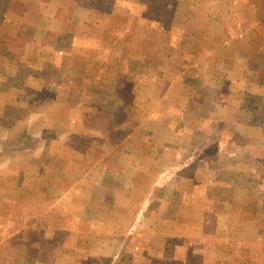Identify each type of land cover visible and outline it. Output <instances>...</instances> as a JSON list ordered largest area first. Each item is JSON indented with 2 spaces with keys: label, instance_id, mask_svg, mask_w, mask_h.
I'll return each mask as SVG.
<instances>
[{
  "label": "rangeland",
  "instance_id": "rangeland-1",
  "mask_svg": "<svg viewBox=\"0 0 264 264\" xmlns=\"http://www.w3.org/2000/svg\"><path fill=\"white\" fill-rule=\"evenodd\" d=\"M137 1L142 4L138 13H143L150 24L159 21L162 24L159 29L151 28L147 37L143 24L134 22L131 35L123 41L130 54L128 60L133 58L134 71L129 78L139 80L144 75L148 78L159 75L167 82L182 81L179 93L178 89H172L170 96L159 105L169 117L166 126L135 119L132 128L129 123L126 129L123 121L99 120L101 137L70 139L71 168L64 175L52 177H67L71 185L77 178L83 180L80 177L83 172V189L79 198L69 200L68 208L86 209L87 217L99 222L117 215L118 219H123L125 227L144 207L157 212L162 204L173 211V204L167 206L172 201L171 191L184 193L178 205L179 239L166 240V257L171 260L165 264H264V97L241 95L236 90L224 93L221 81L227 76L240 75L238 61L246 62L254 76L263 72L264 81V0ZM195 2L199 6L191 10L197 15L191 19L184 16L190 3ZM203 3H209L212 8H205ZM174 6L179 7L174 9ZM177 30L181 37L175 42L171 33ZM121 67L125 68L117 65L119 70ZM120 75L123 77L124 73ZM20 90L28 97H47L45 90L38 94L40 88ZM137 90L141 98L143 91ZM130 106L129 103L124 108L130 111ZM132 108L135 116H141L149 107L145 102L136 101ZM23 112H27L26 108ZM6 114L15 113L8 108ZM66 122L68 126L70 121ZM108 122L115 127L110 130ZM178 122L196 132L195 137L175 139L172 131ZM126 133L133 137L130 144L134 150L129 152L121 146ZM24 137L12 140L11 147H28L29 140ZM164 140L182 143L180 151L174 156V151L163 149ZM227 144L228 150L219 151ZM102 146L119 148L107 154L94 151V147ZM79 149L85 150L89 158H97L99 154L123 165L112 175L119 180L109 176L100 188L97 183L102 169L87 173L88 168L73 166L79 157L76 155L83 154ZM174 160L191 163L181 169L179 166L183 163L175 165ZM126 161L132 163L133 168L126 167ZM137 163L145 177H140L135 190L122 191L130 197L128 200L116 201L114 192L103 187L119 190V181H125L131 170L137 168ZM171 166H176V170ZM162 170L169 171L168 176L174 171L177 181L173 178V182L167 184L152 183ZM2 184L0 177V187ZM121 185L125 187L124 183ZM27 218L26 225H21L26 217L16 212L12 203H0V264H35L37 260L44 261L42 264H81L83 260H88L86 264H110L104 258H90L93 253H103L105 247L101 244L95 247L92 240L77 239L71 232H47L41 229L43 218H34V221ZM34 226L39 231L34 230ZM51 237L53 241L48 242ZM140 242L135 238L128 246L119 248L118 254L128 258L132 254L136 264H151L148 257L156 258L158 252H148ZM66 259L69 262L63 263Z\"/></svg>",
  "mask_w": 264,
  "mask_h": 264
},
{
  "label": "crops",
  "instance_id": "crops-1",
  "mask_svg": "<svg viewBox=\"0 0 264 264\" xmlns=\"http://www.w3.org/2000/svg\"><path fill=\"white\" fill-rule=\"evenodd\" d=\"M203 4L205 8H212L209 3ZM141 6L137 0H0V177L3 183L0 203H12L14 210L26 217L21 225H26L27 217L30 221L43 218L41 229L47 232H71L77 239L92 240L95 247L101 244V247H105L103 253H93L95 255L90 258H104L110 264H119L118 261L136 264L133 263L136 258L132 254L129 258L118 254L119 248L128 246L135 238L148 252H158L156 258L148 257L149 263L165 264V261L171 260L166 257V240L179 239L178 205L185 194L174 189L170 195V201L174 202L167 205L173 204V211L162 204L157 212H150V208L144 207L125 227L123 219H118L117 215L114 219L99 222L88 218L86 209L68 208L69 200L79 198L83 189V172L80 176L83 180L77 178L71 185L67 177L53 178L52 175H64L71 168L70 139L101 137L99 120L123 121L126 129L129 123L132 128L135 119L166 126L169 117L159 105L170 96L172 89H178L179 93L182 81L167 82L159 75L153 78L144 75L139 80L129 78L133 76V58L131 56L128 60L130 54L123 41L131 35L134 22L143 24L147 37H150L151 28L159 29L158 26L162 24L160 21L150 24L143 13H138ZM197 6V2L190 3V9L184 11V16L191 19L197 15L191 10ZM177 7L174 6V9ZM6 28L8 30L4 32ZM11 28H14L12 32ZM171 37L175 42L179 40L180 30L173 31ZM238 62L241 65L240 75L224 77L221 80L222 92L236 90L241 95L263 98V72L254 76L246 62ZM117 65H124L125 68L119 70ZM120 72L124 73L123 77L119 76ZM22 88H40L42 90L38 94L45 90L47 97H28L23 95ZM139 88L143 91L141 98ZM136 101L148 104V110L141 116H135L133 112ZM128 102L132 105L130 111L124 108ZM224 103L223 100L221 105ZM8 108L13 109L15 114L7 116ZM24 108L27 110L25 113ZM176 115L180 118L178 113ZM66 121H70L68 126H65ZM180 124L176 123L172 131L175 139L180 141L195 137L196 132ZM107 125L110 130L112 126L115 127L110 122ZM21 136L29 140L28 147H11L10 142ZM132 138L126 133L121 143L126 152L134 150L130 144ZM162 142H165L161 143L163 149L174 151V156L180 151L182 143ZM228 147L229 144L221 146L219 151L228 150ZM118 148L102 146L94 147V151L107 154ZM79 150L83 154L76 155L79 157L72 163L73 166L77 169L88 168L87 173L102 169V177L97 183L100 188L109 176L119 180L112 175L115 169H121L123 165L119 166L99 154L97 158H89L85 150ZM226 157L230 158V154ZM125 163L129 169L133 168L132 163ZM174 163H183L179 166L182 169L191 162L174 160ZM136 167L125 177V181H119L125 187L119 185V190L115 191L106 186L103 189L114 192L116 201L128 200L130 197L122 194V191L135 190L140 177H145L139 163ZM171 167L176 170V166ZM174 171L170 176L169 171H159L152 183L167 184L173 182V178L177 181ZM34 230L39 231L36 226ZM49 240L52 242L53 237ZM106 250L109 253L106 254ZM42 262L37 260L35 264ZM67 262L66 259L63 263ZM86 262L88 260L80 263Z\"/></svg>",
  "mask_w": 264,
  "mask_h": 264
}]
</instances>
